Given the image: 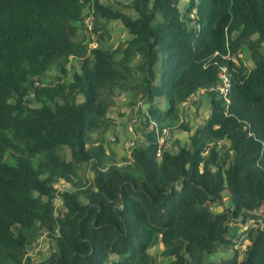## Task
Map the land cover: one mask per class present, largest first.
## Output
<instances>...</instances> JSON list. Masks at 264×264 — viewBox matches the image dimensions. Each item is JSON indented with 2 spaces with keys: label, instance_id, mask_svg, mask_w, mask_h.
Instances as JSON below:
<instances>
[{
  "label": "trees",
  "instance_id": "16d2710c",
  "mask_svg": "<svg viewBox=\"0 0 264 264\" xmlns=\"http://www.w3.org/2000/svg\"><path fill=\"white\" fill-rule=\"evenodd\" d=\"M179 3L0 0V264H30L43 232L54 250L37 264H154L157 243L163 264H264V0ZM84 9L102 25L118 21L125 41L77 39ZM222 65L227 103L207 91ZM51 66L57 75L43 85ZM199 92L206 121L156 156L161 129H189L179 105ZM122 94L143 127L129 152L119 146L118 165L91 134L111 127Z\"/></svg>",
  "mask_w": 264,
  "mask_h": 264
},
{
  "label": "rangeland",
  "instance_id": "374dc122",
  "mask_svg": "<svg viewBox=\"0 0 264 264\" xmlns=\"http://www.w3.org/2000/svg\"><path fill=\"white\" fill-rule=\"evenodd\" d=\"M97 1L105 5L108 4L109 6L113 8H120L123 5H126V3H129L130 0H97ZM185 5H186V0H180V3H179L180 8H182ZM85 10L86 9L83 10V16L81 18V22H79L78 24V30H77V35H76L77 39L82 38L84 42L88 43L89 47H94L97 43V40H100V42L103 45H106L107 47H115L118 44L125 41L127 32L118 21H111L105 25H102V23L100 22L101 20H99L98 22L97 21L93 22V25L97 26L96 27L97 29L95 32L96 33L95 36L97 38L94 36L91 30L85 31L83 23H82ZM243 51L244 53H241L242 61L247 67H251L252 64L248 58V52L246 54V51L245 50ZM69 63L73 66L72 67L73 69L76 67V62L73 59H71ZM69 63H67V66ZM56 75H57V67L51 66L48 69V71L44 74L42 84L46 85V84L53 82ZM70 75H71V68L70 69L68 68L66 78L70 77ZM35 84L36 83H34V85ZM193 97H195L196 99ZM193 97H192L193 99L191 98L189 102H182L179 105L181 109V114L184 112L185 116H187V117H184L186 120H183V121H185L186 124L191 125L190 129H187L185 131L183 129L175 127L171 130H168L169 138H166L165 136L160 138L162 140L161 146L168 149V151L170 152L176 151V146H174L173 144L175 141H178V145L180 146L187 145L189 133L194 130L195 126L197 127L198 125L203 124L208 117L209 111L206 113L204 109L205 107L202 106L201 102H199V97L196 96V94ZM204 98L206 97L204 96ZM27 99H29L30 103L32 104L35 101L34 98L32 97L31 90H29L28 92ZM128 100H127V96L124 94L115 96L114 104L108 110V116L110 117L111 127L107 129V131H103L102 134L100 133L91 134V138L94 139L95 141H99L100 137L103 138V145H105L106 147L105 149L106 153L107 154L111 153L113 161H115V163H117L118 165L123 163L122 156L120 157L118 155L119 146L122 145V147L125 148V150L129 152L130 147L132 145H135L136 141H137V144H139V142L142 141L140 138L141 137L140 133L142 131L143 124L139 123V121L137 120L136 115L134 113L135 109L132 110L128 107V104H129ZM118 126H122L127 131H123L122 135L120 134L116 135L115 128ZM137 129H139V131H137ZM164 129H167V128H164ZM177 131H183V132L185 131L186 133L185 134L183 133L182 134L183 136L181 135V137H179L180 139H177L174 134V132H177ZM113 133L115 135V140L112 142H109L108 139H110L111 137H113L114 139ZM218 145L221 148H224L226 146V142L219 141ZM180 146H177V148ZM60 154L64 158H68V153L66 149L64 148L61 149ZM9 158L10 157L8 154L5 155L6 161L9 162ZM79 174H82L88 180L90 179L92 175V173L89 171V169L86 166L85 167L83 166L80 168ZM61 186H64V188L66 187L67 189H70V184H68L67 182H64V183L55 182L53 184V187L54 188L56 187V189H59ZM221 200L224 206L230 205L229 195L225 189L221 191ZM53 203L56 207V210H58V207H60L59 198L56 197L55 199H53ZM211 209L212 211L213 210L219 211L221 209V205L214 204L211 206ZM263 222L264 220H259L258 224H262ZM246 243L247 241H244V240L241 242V246L239 248L240 254H241L242 249L246 245ZM161 249H162V245L160 243H157L148 250V253L151 255V258H153L154 264H163L167 261V259H165L160 254ZM53 250H54L53 242L51 241L50 237H48L47 234L43 232L34 243L29 245V247L27 248L26 254H27V257L29 258L30 264H37L45 260ZM219 251L220 252H218V254L224 255L222 253L224 249L220 248ZM227 252L225 251L224 253H227ZM212 257L215 258L217 256H212Z\"/></svg>",
  "mask_w": 264,
  "mask_h": 264
},
{
  "label": "built area",
  "instance_id": "2783aa9c",
  "mask_svg": "<svg viewBox=\"0 0 264 264\" xmlns=\"http://www.w3.org/2000/svg\"><path fill=\"white\" fill-rule=\"evenodd\" d=\"M93 22H94V17L92 15L91 11L86 10L85 13H84V17L82 19L84 30L85 31L92 30ZM237 56L241 57V54L238 53ZM229 88H230V81H229V76H228V73H227V69H226V67L224 65L219 66V68L217 70V73H216V81L211 87L207 88V91H211V92L216 93L218 95V97L223 98L225 103H227L228 102L227 94H228ZM163 136H165L166 138H169L168 129H161L160 130V134L157 136L156 156H159V152L161 151V149L164 148V147L161 146L162 140L160 139ZM110 139L112 140L113 138L111 137ZM55 189H56V187H55ZM64 189H65L64 186H61L59 189H56V191H62ZM56 197H58V196L55 194V198ZM54 208H56V207L54 206ZM54 212H55V209H54ZM248 223L249 224L252 223V220L251 219H247L246 220V224H248Z\"/></svg>",
  "mask_w": 264,
  "mask_h": 264
},
{
  "label": "crops",
  "instance_id": "0c3cea01",
  "mask_svg": "<svg viewBox=\"0 0 264 264\" xmlns=\"http://www.w3.org/2000/svg\"><path fill=\"white\" fill-rule=\"evenodd\" d=\"M196 96H198L199 97V102H201L202 103V106H204L205 108V111H206V113L209 111V107H208V103H207V99L206 98H204V92H199V93H197L196 94ZM206 97V96H205ZM195 98V97H194ZM196 99V98H195ZM205 104V105H204ZM185 109H187V108H185ZM184 117H187V116H185V113L183 112L182 114H181V118H182V120H186ZM207 117V116H206ZM190 127H191V125H189L188 124V128L190 129ZM196 127V126H195ZM115 130H116V135L117 134H120V135H122L123 134V131H127V130H125L122 126H118V127H116L115 128ZM137 131H139V129H137ZM185 134L186 132L184 131H177V132H174V134H175V136H176V138L177 139H180L179 137H181V135L182 134ZM183 136V135H182ZM184 138H185V136H184ZM174 146H176V150L178 149L177 148V146H180V145H178V141H175L174 143ZM175 151V150H174ZM118 155L121 157V148H120V150H119V148H118Z\"/></svg>",
  "mask_w": 264,
  "mask_h": 264
}]
</instances>
